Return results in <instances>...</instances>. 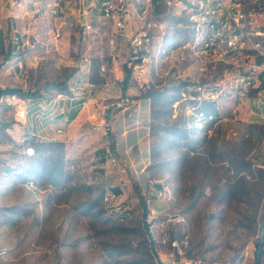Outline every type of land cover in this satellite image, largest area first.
I'll return each instance as SVG.
<instances>
[{"label": "rangeland", "instance_id": "rangeland-1", "mask_svg": "<svg viewBox=\"0 0 264 264\" xmlns=\"http://www.w3.org/2000/svg\"><path fill=\"white\" fill-rule=\"evenodd\" d=\"M32 1L24 12V0H14L0 27L3 88L40 96L65 90L55 84L67 86L83 55L92 59L94 82L117 79L116 69L98 72L100 62H109V27L101 18L92 17L89 32L75 28L55 39L51 19L32 13ZM245 6L264 8V0H245ZM138 8L153 55L146 82L130 83L134 92L110 98L104 108L87 106L85 121L63 135L50 126L53 120L30 117L23 126L0 106V264L254 263L264 221V109L255 108V92L244 99L221 92L195 108L194 93L184 92L191 83L226 87L220 80L236 59L247 58L206 60L200 71L189 46V2H140ZM126 56L121 43L124 73ZM125 96L140 99L141 153H110V120ZM32 139L42 144L26 155Z\"/></svg>", "mask_w": 264, "mask_h": 264}, {"label": "built area", "instance_id": "built-area-1", "mask_svg": "<svg viewBox=\"0 0 264 264\" xmlns=\"http://www.w3.org/2000/svg\"><path fill=\"white\" fill-rule=\"evenodd\" d=\"M190 4L193 39L189 44L191 50L200 58L199 70L204 71L206 60L213 62L228 61L245 55V62L235 60L234 69L221 82H228L225 87L219 83L206 85L191 83L185 86L184 92L191 93L196 106L202 101H214L218 94L232 93L240 99L249 97L255 92V106L264 105V27L260 28L258 16L264 19V8L246 7L245 0H187ZM151 3L152 0H34L32 13L44 12L52 21L53 36L59 39L65 33L79 28L82 32L93 30L92 17L97 15L108 25L107 48L109 62L102 61L98 66L99 74L109 70V65H120L118 56L120 44L127 48L124 68L128 72L127 91L131 94L134 88L131 82L143 84L153 55V37L141 23L138 3ZM98 12H95V11ZM260 59V61H259ZM19 73L23 63L16 62ZM75 71L65 90H56L48 96L23 97L15 92L1 93L0 106L8 107L15 121L24 126L28 118L36 122L63 118L66 120L69 110L76 104H84L95 97L102 83L94 82L92 59L89 55L81 56L75 63ZM0 87L2 85L0 84ZM4 89V88H3ZM183 92V94H184ZM128 100V99H127ZM264 118V117H263ZM42 127L40 129L43 130ZM30 130H33L31 125ZM36 131V130H35ZM58 135L65 134L63 126H56ZM40 136L39 131L32 132ZM44 137L47 138L46 135ZM26 155H33V145H26ZM112 160H115L112 158ZM181 264H217L206 263L199 259L184 258Z\"/></svg>", "mask_w": 264, "mask_h": 264}, {"label": "crops", "instance_id": "crops-1", "mask_svg": "<svg viewBox=\"0 0 264 264\" xmlns=\"http://www.w3.org/2000/svg\"><path fill=\"white\" fill-rule=\"evenodd\" d=\"M14 0H0V27H3L5 23V19L9 16H11V4ZM27 0H24V12H28ZM31 7V4H30ZM110 70L116 69L117 74L115 75V78H117L119 81H122L124 76V70H122L121 66H112V68H109ZM116 80H108L104 83H102L100 89L97 91L95 97L87 100L83 106H81L80 110L77 112L76 116L69 120V117H66V120L63 118L54 119L53 122H49L50 126H63L66 132H71L75 130L76 127L81 125L85 121L84 111L87 106L96 104L98 108H104L107 106L106 101L109 100L112 97L116 96H122L124 93H126L127 88L123 89L122 86H120L117 83ZM134 92V91H133ZM129 94V93H127ZM124 101H122V107L118 108L116 112L113 114V119L110 120V126L111 129L114 131V139L112 141L111 145V151L110 153H141L142 152V131H139V128L141 126L140 114H139V108H140V99H129L127 96H125ZM128 99V100H127ZM116 104H119L121 102L115 101ZM124 103V104H123ZM113 103L111 102L110 105ZM80 105V104H76ZM72 107L68 115L72 110H74L76 107ZM129 108L132 111H128ZM255 108H257L255 106ZM261 110L264 109L262 106L260 108ZM126 113L128 115H126ZM131 115V117H129ZM261 116L264 117V114L261 113ZM133 120L134 127L128 128V126L125 125V120ZM76 120V121H75ZM101 121H103L101 119ZM47 123V125H49ZM48 138V137H47ZM53 138V137H50ZM109 150V149H106Z\"/></svg>", "mask_w": 264, "mask_h": 264}, {"label": "trees", "instance_id": "trees-1", "mask_svg": "<svg viewBox=\"0 0 264 264\" xmlns=\"http://www.w3.org/2000/svg\"><path fill=\"white\" fill-rule=\"evenodd\" d=\"M158 1L159 0H152V2H154V3H157ZM0 37H1V33H0ZM259 61H260V59H259ZM127 83H128V72L125 69V73H124V76H123V79H122V88L123 89H125L127 87ZM55 85L61 86V87H63V88L66 89L65 81L57 82ZM5 92H8V93L15 92V93H17V94H19L21 96H24V97H28V96H33V97L34 96H40L36 90H33V91H22L19 88H11V89H5L4 88L3 89V88L0 87V94L1 93H5ZM77 106H79V105H76L75 106L76 108L70 112L69 120H72L76 116V114L78 112V108H79ZM28 144L33 145L34 148H35V152H36V150H38V146L40 144H42V143L41 142H38V141H34L32 139L31 141H28L26 145H28ZM115 190H117V188H115ZM263 236H264V221H263V228H262L261 234H260V240H258L255 243V246H256L255 251H254V253H255V260H254V263L253 264H259V262H260V256H261V254L263 252V244H264V239H263L264 237Z\"/></svg>", "mask_w": 264, "mask_h": 264}]
</instances>
